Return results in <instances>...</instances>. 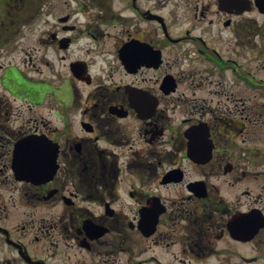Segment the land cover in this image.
Wrapping results in <instances>:
<instances>
[{"label": "flooded vegetation", "instance_id": "af4514ba", "mask_svg": "<svg viewBox=\"0 0 264 264\" xmlns=\"http://www.w3.org/2000/svg\"><path fill=\"white\" fill-rule=\"evenodd\" d=\"M179 1L185 5L182 23L170 8H181L177 0H43L45 14L57 22L46 33L53 49L47 48L41 59L47 70L57 63L58 85L51 95L63 114L64 104H75L74 96L64 95L66 86L87 98L79 122L83 135L74 139L56 132L57 176L38 185L18 182L14 176L15 146L27 136L57 129L48 130L42 117L35 125L31 119L10 128L6 137L0 133V183L15 185V194L44 206L53 201L66 206L62 235L97 257L106 256L98 253L106 246L109 264V257L126 250L128 230L138 236V244L151 242L144 263L162 264L151 249L155 245L173 246L166 252L180 264H208L217 260L220 245L226 243L233 256L257 264L256 257L241 256L240 246L253 256L249 246L264 245V224L238 232L230 223L254 210L264 214V158L251 153L241 139V127H247L240 115L248 109L241 110V95L234 92L241 84L247 89L257 82L248 68L258 58L257 27L264 25L257 22L264 19V0ZM24 5L25 0H0V22ZM223 34L233 43L228 44L233 54L214 42L213 37ZM259 34L264 48V31ZM127 47L135 54L132 60L125 57ZM242 68L247 77L241 76ZM16 79L1 78V87L33 102L32 88ZM10 81L15 83L9 86ZM49 94L41 93L37 103ZM2 107L0 100V113ZM1 115L0 128L6 130L8 113ZM206 154L211 157H203ZM119 192H127L139 205L133 217L118 210ZM81 195L99 209L78 205ZM2 202L0 198L6 215L0 214V227L17 204L15 197L10 206ZM149 207L156 225L147 237L148 228L139 223L142 210ZM71 209L76 211L66 222ZM252 221L258 220L253 216ZM111 233L120 236L119 244L117 238L104 239ZM0 244L13 251L0 254V264H28L11 244L1 238ZM42 257L48 259V254L32 258L46 264Z\"/></svg>", "mask_w": 264, "mask_h": 264}, {"label": "rangeland", "instance_id": "374dc122", "mask_svg": "<svg viewBox=\"0 0 264 264\" xmlns=\"http://www.w3.org/2000/svg\"><path fill=\"white\" fill-rule=\"evenodd\" d=\"M177 3H180L182 5L181 8L175 7L174 5H171L170 8L176 9L177 17H179L178 23H182L183 21L182 20V17H183L182 8L185 5L181 3L179 0H177ZM37 8L38 10L35 11L34 14L36 16H39L41 14V4L37 5ZM37 26L39 29V25ZM20 29L22 31H20V35H18L16 39V44H15L16 48L13 47V49L7 50L8 51L7 54H2L1 63L2 62H4V64L8 63L9 65H13L15 67H20V66L24 67L25 70L28 71L26 72L28 74V77L40 78L35 81H29V82H39L40 84L38 85L34 86L27 82H25V85L27 84V85H30L31 88L36 87L39 90L41 89L45 90L47 89L46 87L47 85L44 82L45 78H48L51 82L56 81V80L53 81L52 77L53 78L57 77V63L55 62L52 64V70L46 71L43 69L44 71L43 73L40 71L39 73H35L32 70V67L30 65L28 66L27 61L29 60V64L33 62L37 64L38 66H40V60L38 58L40 57V54H41L40 46L38 45L36 40H34V37H36L37 34H39L40 29L34 34L29 33L27 37L25 36L26 32L24 31L25 26L23 24L21 25ZM213 40L216 44H218L225 51L227 55L233 54L232 53L233 50L229 48V47H232V45H228L229 43L233 44L229 42V36L223 34L222 37H219V36L213 37ZM23 47H26V48H23ZM31 48L34 49L33 52L35 54H32V53L28 54L26 52V51L31 50ZM23 50H26V51H23ZM31 58H33L32 61H31ZM263 66H264V55L261 56L260 58H257L256 65H250L249 70L252 69V72L255 75H257L258 78H260L261 76L264 77V67ZM45 69L47 68L45 67ZM196 69L193 70V72L195 73V76L196 75L200 76L199 72L196 71ZM19 78L21 79V77ZM234 92L240 93V95H243V96L251 95L247 91L242 90V87L235 89ZM68 94H71V91H68ZM1 97L4 98V96H1ZM75 100H76V106H78L77 98ZM21 105L22 104L20 101H14L13 99H10V102H9L10 107L9 108L6 107L5 102H3L2 111L5 113V111L13 110L16 113L21 108ZM53 105L55 106V104ZM68 106L69 105L64 104V107H68ZM70 110H71V114L69 116L65 115L66 116L65 121L63 122L56 121L54 125L56 127H60L62 130L66 129L69 131L70 134L72 135L74 134V136H76L78 135V133H80V129L79 128L73 129L71 124L73 123V121L75 122V120H77V117H75L74 115L78 113V108L72 107ZM12 114L13 113L11 112L8 113V118L11 117V119H16V116ZM51 117L53 120H55L53 116ZM6 126H7L6 130L0 128V133L2 134L3 137H6V134L10 129L9 120ZM62 126L64 128H62ZM261 146L264 147V138H263V143H261ZM125 177L128 179V182H129V178L131 177L129 172H126ZM68 183L72 186L73 185L72 179L69 180ZM123 185H124V190H126V185L125 184ZM150 187L152 189L151 185ZM13 188H15V185L7 184L5 182L0 183V193H2L0 194V198L3 199L2 204L4 203L7 206H10L11 200L13 197H15L17 201L16 207L10 209V214H9L8 219H6V221L8 224L14 225L16 230L19 231L20 234H22V236L24 237V240H26L27 243H30L32 245V248L34 251L40 254L46 252L48 254V258L50 259L51 264H83L84 262L86 264H109L108 252H107L106 246H104L100 251H98V253H100V256L104 254L106 255L105 257H97L92 254H87L86 251L76 246L75 241L66 239L64 235H62L61 227L59 228L60 231L59 229L58 231L56 230L57 225L62 221V217H63L62 208H58L56 206L51 205V207L42 206V208H37V209L35 207H32L30 210L29 205L36 201L34 200L30 203L24 202V199L22 196H20L19 192H17L16 194L13 192L15 191ZM97 188L101 189L102 186L99 185ZM128 188L129 186H127V189ZM147 189H148V186H147ZM119 194L121 197L119 201L116 203L118 210L125 213L123 214L121 212L123 215H127L130 218L133 217L135 212L138 211L139 205H137V203L134 202L128 196L127 192H119ZM78 201H79L78 205L80 206L85 205L92 209L93 208H95L96 210L99 209L97 204H95L92 200L84 201V196L82 195L78 198ZM75 209H71V212H69V214L66 216V222H67L68 216H71L72 214L75 213L76 211ZM65 210L66 209L64 208V211ZM0 214L2 216L6 215L4 208L3 209L0 208ZM39 233H42V234H39ZM39 235L41 237H38ZM114 235L115 234L111 233L105 236L104 239L108 240L112 238H117L118 239L117 243L119 244L120 236L114 237ZM124 237L127 239V241L123 244V247L126 250L121 251L120 254L119 253L114 254L112 258L109 257L111 259L110 264H153L151 262H145V263L143 262L144 259L149 258V255H148L149 252L146 251V249L149 248L151 242H149L150 244H146L145 246L142 245V242L138 244L137 243L138 236L135 234H132V231L130 230H128L127 233L124 234ZM70 248L71 250H69ZM172 248L173 246H169L167 248H161V247H156L154 245L151 247V249H154V253L162 258L163 260L162 264H180L181 263L180 261L178 262L174 260L171 257V255H169L170 253L168 254L166 252L167 250L171 251ZM220 248L221 249H219V251L225 257L222 259L223 261L222 262H218V261L208 262V264H223L224 259L228 261L230 260L234 264L238 262V260L233 256L231 249L228 248L226 243L221 244ZM262 248H264V245H262ZM40 250H44V251L41 252ZM249 250L250 251L254 250V245H250ZM256 252H259V251H256ZM134 256L135 257L138 256V258L134 259ZM102 260L104 261L102 262Z\"/></svg>", "mask_w": 264, "mask_h": 264}, {"label": "water", "instance_id": "95a60500", "mask_svg": "<svg viewBox=\"0 0 264 264\" xmlns=\"http://www.w3.org/2000/svg\"><path fill=\"white\" fill-rule=\"evenodd\" d=\"M27 144V143H26ZM24 144V145H26ZM32 145L33 146H39L41 147V144L40 142H35V140H32ZM30 146H31V143H30ZM32 147V146H31ZM21 151V147H19L18 151L17 152H20ZM34 151V150H33ZM36 153V151H34ZM35 157L33 158V163H32V168H33V175L35 176H40L41 173H38V168L42 167V168H45L46 170L44 171L45 173L48 172V173H52L53 171V167L55 168V162L51 161L50 159L46 160L44 162V164L40 163L39 161L41 160V156H39L38 158V155L37 154H34ZM36 177V178H37Z\"/></svg>", "mask_w": 264, "mask_h": 264}]
</instances>
